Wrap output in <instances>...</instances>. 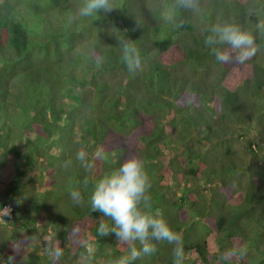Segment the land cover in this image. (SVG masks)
Masks as SVG:
<instances>
[{
    "label": "trees",
    "instance_id": "obj_1",
    "mask_svg": "<svg viewBox=\"0 0 264 264\" xmlns=\"http://www.w3.org/2000/svg\"><path fill=\"white\" fill-rule=\"evenodd\" d=\"M83 3L0 0V114L17 109L37 138L9 164L0 156V208L12 207L0 220V264H82L84 242L95 248L91 264L128 255L130 244L98 235L101 220L111 221L93 211L91 196L132 155L145 162L150 211L182 238V264H254V255H226L241 241L264 264V34L256 29L264 0H200L175 23L165 19L171 0H110L111 12L88 17L78 14ZM225 22L255 37L259 50L242 64L217 62L205 43ZM127 39L140 53L133 72ZM234 141L242 145L236 161ZM99 148L106 158L91 160ZM80 150L92 170L76 158ZM212 151L221 156L213 162L205 158ZM57 241L63 256L54 260L47 248ZM150 242L156 250L132 264H174V244Z\"/></svg>",
    "mask_w": 264,
    "mask_h": 264
},
{
    "label": "clouds",
    "instance_id": "obj_2",
    "mask_svg": "<svg viewBox=\"0 0 264 264\" xmlns=\"http://www.w3.org/2000/svg\"><path fill=\"white\" fill-rule=\"evenodd\" d=\"M199 4L200 0H171V3L167 5L165 19L170 23H175L180 10L197 11ZM112 10L110 0H84L78 14L81 17H88L101 11L108 13ZM176 27H182V23L176 24ZM256 29L264 34V21L258 23ZM209 31L211 34L206 37L205 43L212 46L217 62L230 63L235 59L236 62L242 64L259 50L252 31L242 29L237 24L225 22L214 25ZM121 47L128 70L133 72L139 69L141 66L140 53L134 46V42L127 39L121 42ZM76 158L85 169H93L94 165L90 162L87 151L80 150ZM105 158L102 148L97 149L91 155V160ZM71 163V160H66L63 167L67 169ZM87 182L85 179L84 183L87 184ZM150 188L151 182L145 171V162L136 155L125 159L119 168L105 175L95 184L91 196L92 209L111 221L109 224L101 220L97 229L98 235L107 237L114 234L120 242L130 244L128 255L110 261L109 264H132V261L138 259L141 254H150L156 250L155 244L150 242L153 240L174 244V264H182L184 259L182 238L171 229L160 212L153 214L150 211L152 208ZM71 198L75 204L82 203V195L78 190L71 192ZM11 213V206L0 208V220L4 221V217L10 218ZM136 242H139L141 246L139 250ZM83 246L86 255L82 256V264H91L95 248L88 242H84ZM47 252L54 260H59L63 256V249L59 247L58 241L54 246L50 245ZM243 254V249L235 248L226 253L229 257L243 256ZM12 260L13 258L9 257L8 264H12Z\"/></svg>",
    "mask_w": 264,
    "mask_h": 264
},
{
    "label": "rangeland",
    "instance_id": "obj_3",
    "mask_svg": "<svg viewBox=\"0 0 264 264\" xmlns=\"http://www.w3.org/2000/svg\"><path fill=\"white\" fill-rule=\"evenodd\" d=\"M203 5L208 6L209 3L203 4ZM23 121L21 120V116H20L19 111L15 108L8 107L7 109H5L0 114V136L2 137V139H0V156H1V154H5L6 158L9 161L8 164L10 163L11 159H14V157L11 155L12 151L21 152L22 150H24V143H25L26 139H30L32 141L37 139L34 135L29 134L26 131L24 125H21V123ZM37 141H39V140H37ZM42 145H43V142H42ZM232 145H233L232 150L235 154L234 155L235 159L234 158L233 159H234V161H236V159L241 155L240 152L242 150V145H241V143L236 144V141H234ZM262 146L264 147V144ZM261 155L264 156V148H263ZM220 157L221 156L218 153L212 151L210 153V155L206 156L205 158L210 159L213 162L214 159L218 160ZM168 158L170 159V157H168ZM261 159L262 158L260 157L257 165L263 163V161H261ZM181 161H182V159H180V162ZM247 162H249V160ZM1 163L2 162L0 160V164ZM245 165L246 164H241V166H245ZM2 169L5 170V167L2 166ZM189 181H191V180H189ZM186 183H187V181H186ZM197 184H201V182H198ZM183 186H185L186 188H189L190 183H188L186 185L182 182V185H180V187H183ZM44 187H45V189H47L49 186L47 183H44ZM211 192L214 194V189H212ZM201 194H207V193L202 192ZM215 194H217V193H215ZM29 195H30L29 197L32 198V195L31 194H29ZM217 196H221V194H217ZM23 215H24V213L20 214L21 217L25 218ZM247 233L250 236H252V230L251 229H248ZM235 241L237 242L239 240L236 239ZM241 246H244V243L242 241L239 245V249L243 248ZM243 251H244L243 256H240L242 260H245L246 258L249 259L251 257V255H254L253 258H257L255 260L254 264L259 263V259L261 258V256H259L256 252H254L253 249L249 250V251L247 249H245ZM154 258H158V257H154ZM232 258L233 257H231V260H232ZM249 261H250V259H249ZM247 264H250V263L248 262Z\"/></svg>",
    "mask_w": 264,
    "mask_h": 264
}]
</instances>
